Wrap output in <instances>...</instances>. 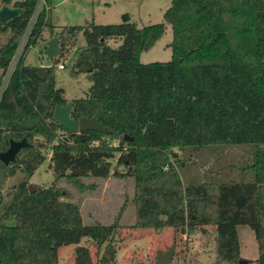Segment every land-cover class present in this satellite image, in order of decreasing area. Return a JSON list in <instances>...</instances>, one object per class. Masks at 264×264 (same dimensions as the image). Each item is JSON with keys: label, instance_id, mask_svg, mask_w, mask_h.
Here are the masks:
<instances>
[{"label": "trees", "instance_id": "1", "mask_svg": "<svg viewBox=\"0 0 264 264\" xmlns=\"http://www.w3.org/2000/svg\"><path fill=\"white\" fill-rule=\"evenodd\" d=\"M36 3L0 0L20 10L8 23L0 21V33H7L0 44V77ZM47 13L37 14L0 93V152L9 139L28 143L12 162H0V264H57V248L68 244L75 245L72 264H92L86 241L97 247L96 264L112 263L119 226L83 224L77 204L64 200L67 192L57 183L81 189L83 178L107 176L113 158L124 171L110 174L134 180L132 227L190 233L213 226V264H238L236 226H247L257 245L255 263L264 264V0H170L163 12L170 59L145 64L138 57L162 35L163 23L136 27L86 20L55 29ZM45 28L58 39L59 55L64 40L80 33L83 44L70 74L82 73L90 84L82 97L70 100V115L93 117L107 133L70 134L52 121L53 106L67 102L55 87L56 57L46 66L23 63ZM109 39L119 44L110 47ZM44 144H51L53 181L29 192L26 180L44 159ZM234 145L253 147L251 162L235 174L218 166L184 182L169 165L173 147ZM17 171L23 178L4 193L5 180Z\"/></svg>", "mask_w": 264, "mask_h": 264}, {"label": "rangeland", "instance_id": "2", "mask_svg": "<svg viewBox=\"0 0 264 264\" xmlns=\"http://www.w3.org/2000/svg\"><path fill=\"white\" fill-rule=\"evenodd\" d=\"M170 0H37L34 9V20L39 11H48L50 24L59 29L62 26L82 25L84 19H90L95 24L121 23L124 15L128 22L136 27H142L155 23H163L162 35L154 44L142 51L138 57L140 63L165 62L170 59L171 51L169 42L171 32L169 24L163 21V12L169 6ZM51 6V7H49ZM51 19V21H50ZM7 33H0V44L4 42ZM48 29H43L40 37L30 45L24 54L25 65L46 66L50 59L44 53L46 42L49 38ZM21 39V38H20ZM18 40L17 48H21L23 42ZM61 54L55 57L57 63H62L63 68H54L55 87L63 90L62 96L66 101L75 97H82L90 82L84 74H70L69 65L74 59L75 52L82 46L83 39L80 33L72 38L64 40ZM25 43V41H24ZM107 44L116 47L118 39H109ZM17 48L12 56L16 54ZM10 66L14 65L12 57ZM2 75L0 77L1 84ZM55 143V141H53ZM116 145V141L110 142ZM50 145L44 144L40 150L44 159L27 177V184L34 188L45 187L52 183L53 174L50 168ZM264 148V147H263ZM176 156L168 155L169 165L176 169L183 181L199 177L206 168L217 170L218 166H229L232 174L248 165L252 160L253 147L249 145L222 146L217 148L205 147L199 150H179L173 147ZM182 161L180 169L176 161ZM110 171L105 177H87L82 179L83 188L78 189L64 180L58 181L67 197L64 200L77 204L81 222L83 224H110L115 222L119 226L115 233V260L110 264H153L156 251L165 252L173 246V254L168 264H213L214 254V230L213 226L204 225L195 227L192 232L182 233L179 229L171 227L159 230L142 229L132 227L135 219V186L134 180L129 176H113L112 169L124 171L121 165H116L115 158L110 161ZM163 166V169H166ZM207 171V170H206ZM219 171H224L219 169ZM23 178L20 172L7 178L4 182L3 192ZM194 218V216H192ZM202 229V230H201ZM239 243V259L243 264H256L257 245L253 232L243 225L236 226ZM82 238L80 245L84 244ZM86 245L92 264H96L97 247L94 242L86 241ZM85 243V244H86ZM74 244L62 245L57 248V264H72ZM102 251L100 247L99 253Z\"/></svg>", "mask_w": 264, "mask_h": 264}, {"label": "water", "instance_id": "3", "mask_svg": "<svg viewBox=\"0 0 264 264\" xmlns=\"http://www.w3.org/2000/svg\"><path fill=\"white\" fill-rule=\"evenodd\" d=\"M20 10L15 7H11L6 4L0 5V21L3 24L8 23L10 20L15 18L19 14ZM128 21L126 15H124V19L121 23H125ZM44 53L46 57H55L58 53V39L56 37H51L47 40ZM71 101H67L66 103L60 105L56 103L53 106L51 112V119L58 125H60L66 132L73 134L79 133L84 130H92L100 133H107L108 129L100 124L95 118L90 117H79L78 119L71 118ZM123 139H129L128 136L123 135ZM28 143L24 138L20 140H8V146L4 151L0 152V162L4 165L12 162L15 158L16 152L23 147H27ZM101 166V165H100ZM27 188L29 192L34 190V187L31 184H27ZM202 230V229H201ZM88 245V242L86 243ZM173 254V246H170L169 249L165 252L156 251L155 260L153 264H168ZM242 260L238 261V264H243Z\"/></svg>", "mask_w": 264, "mask_h": 264}, {"label": "built area", "instance_id": "4", "mask_svg": "<svg viewBox=\"0 0 264 264\" xmlns=\"http://www.w3.org/2000/svg\"><path fill=\"white\" fill-rule=\"evenodd\" d=\"M33 23H34V12L31 15V17H30V19H29V21H28V23H27V25H26V27H25V29H24L21 37H20L21 38L20 40H21V42H23V45H22L21 48H19V47L17 48V46H16V48H17L16 54H14V56H12V62H14V65H12V66L9 65L10 64V61H11V59H10L9 64H8L6 70L2 74V79H1V84H0V93H1L2 89L4 88V86H5L6 82H7V79L9 77L10 73L12 72L14 66L16 65L19 57L22 55V53L24 51V47H25V44H26L27 38L29 36L30 29H31ZM24 41H25V43H24ZM57 54H59V53H57ZM63 67L64 66H63L62 63H56L55 64V68L61 69Z\"/></svg>", "mask_w": 264, "mask_h": 264}, {"label": "crops", "instance_id": "5", "mask_svg": "<svg viewBox=\"0 0 264 264\" xmlns=\"http://www.w3.org/2000/svg\"><path fill=\"white\" fill-rule=\"evenodd\" d=\"M49 7H51V6H49ZM86 20L90 21V19H84L83 22L86 21ZM50 21H51V19H50ZM91 21H92V20H91ZM92 22H93V21H92ZM50 23H51V22H50ZM40 66H42V64H40ZM43 66H44V65H43Z\"/></svg>", "mask_w": 264, "mask_h": 264}]
</instances>
